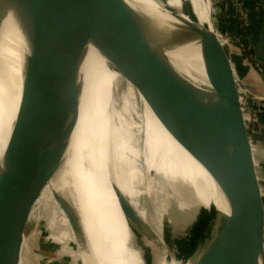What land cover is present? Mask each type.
<instances>
[{"label": "water", "instance_id": "95a60500", "mask_svg": "<svg viewBox=\"0 0 264 264\" xmlns=\"http://www.w3.org/2000/svg\"><path fill=\"white\" fill-rule=\"evenodd\" d=\"M209 3L212 26L204 23L201 30L184 18L181 6L165 7L164 14L132 0H0V18L8 16L17 24L25 46L16 69L20 120L8 150L16 142L20 146L10 156L0 158V264H19L25 239L29 247L26 264H38L31 253L35 233L27 234L26 229L31 218L37 220L30 215L31 210L55 176L64 179L69 189L68 195L52 190V197L76 239L85 243L68 196L79 166L90 163L91 155L98 157L109 138L107 121L97 114L94 101L86 102L89 115L83 134L75 136L76 154L64 174L62 168L77 125L83 94L82 66L90 49L135 88L163 129L203 167L227 210L213 205L196 207L192 186H202L194 177L176 171L168 160V172L176 179L170 189L185 207L165 195L167 187L154 182L153 188L164 193L161 197L167 207L188 214L213 239L237 251L244 264L264 262V180L243 111L235 63L221 41L212 0ZM194 41L202 56L227 73L226 99L222 106L216 104L217 114L213 111L216 119L223 121L231 142L223 157L210 146L198 147V139L184 134L193 120L194 108L208 109L202 86L180 72L181 60H177V56H184L183 48ZM121 90L115 91L117 99ZM135 107L137 114L141 113L138 101ZM134 116L133 121L141 124V116ZM138 129L139 147L142 141L152 142L151 133H144L141 125ZM157 146L161 157L160 144ZM149 174L154 175L153 171ZM179 181L184 187L176 185ZM132 230L138 240L145 233L134 216ZM142 257H147L145 251Z\"/></svg>", "mask_w": 264, "mask_h": 264}, {"label": "bare ground", "instance_id": "6f19581e", "mask_svg": "<svg viewBox=\"0 0 264 264\" xmlns=\"http://www.w3.org/2000/svg\"><path fill=\"white\" fill-rule=\"evenodd\" d=\"M132 1L150 11L164 14L165 7L179 9L181 6L184 18L201 30L200 9H209L210 4L209 0H166L165 3L160 0ZM209 10L211 12V8ZM183 49H186L184 56H177L178 62L183 61L180 62V72L202 86L208 103V109L204 108L206 111L203 107L194 108L193 120L184 134L191 140L198 139V147L210 146L216 155L223 157L231 142L224 131L223 121L217 120L213 111L217 114L216 106H222L226 99L227 73L219 64L200 54L197 42ZM24 50L19 27L10 17L2 16L0 113L19 92L16 69L20 66ZM82 72L83 94L79 116L62 169L64 174L69 168L76 154L75 136L83 134L85 129L88 120L86 102L94 101L97 114L107 121L109 138L98 157L91 155L90 163L84 168L79 166L72 188L83 221L82 233L88 235L85 242L92 264H244L237 251L213 239L209 231L192 222L188 214L171 211L161 197L164 193H158L153 188L154 182L167 187L165 195L185 207L181 197L170 189L176 179L168 172V160L175 164L176 171L194 177L202 186V192L194 184L192 186L196 207L213 205L226 211L221 193L203 167L163 129L135 88L111 69L93 49L88 52ZM119 87L122 90L117 99L115 91ZM135 101L143 104L150 126L143 118L139 125L133 121L135 114L140 116ZM116 102H119L118 105ZM126 106L127 113L124 112ZM140 125L144 133L152 134V142L149 140L148 146L143 141L142 146H138ZM133 143L136 147H133ZM157 143L163 154L161 157H158ZM152 171L153 176L149 174ZM176 185L184 187L181 181ZM133 216L138 218L145 232L140 236L139 243L132 230ZM147 232H150L149 236ZM147 248L150 257H142ZM80 253L86 261L84 247L80 248ZM258 264L264 262L260 260Z\"/></svg>", "mask_w": 264, "mask_h": 264}, {"label": "rangeland", "instance_id": "374dc122", "mask_svg": "<svg viewBox=\"0 0 264 264\" xmlns=\"http://www.w3.org/2000/svg\"><path fill=\"white\" fill-rule=\"evenodd\" d=\"M212 2H213L212 6L214 13H216V5L214 4V0H212ZM220 31L222 35L227 37L226 43L229 52L231 54L235 53V51L237 52L238 50L239 52H241L240 48L238 49L237 46L234 44V40L236 38H234L226 29L220 28ZM223 44L224 46H226L225 42H223ZM251 69L252 67L249 66L247 70L251 71ZM254 70L261 75L260 79L261 81H263L264 72H259L256 69ZM241 80L242 77H240V81ZM246 88L254 94H260L257 93L256 91H253L247 84H246ZM17 96L18 94L0 113V158H2L4 154L10 156L14 152H16V150H18L20 146V143L17 144L16 142L11 147V149L8 150V146H9L8 144L10 142L9 140H11L14 137V134H16L15 132L18 127V120H20ZM262 96H264V94ZM243 99H245L247 105H249L248 102L250 99L248 95H243ZM140 112H141L140 113L141 118L147 121V115L145 113V108L143 107L142 103H141ZM255 123L256 121L253 124L251 123L250 126L253 129L254 138H256V134H257V131L255 129ZM147 124L149 125L148 121ZM145 143L147 144V146L149 145L148 141ZM133 147H136V144L133 143ZM261 177L264 180V177L263 176ZM67 189L69 188L66 187L65 180L62 178L60 179L59 176H55L43 188L39 198L37 199L31 210L30 215L36 217L37 220H34V218H31L29 220L27 224L26 232L27 234H31L32 232L35 233L34 235L36 237L31 243V250H32L31 253L36 257L38 264H92V259L88 253V245L85 242L82 246L79 243V241L76 239V237L74 236V234L70 229L65 214L59 209L57 203L54 201L51 194L52 190H57L59 192L68 195V193L66 192L68 191ZM68 197H69V207H72L76 211L77 217L78 219H80L79 222L82 229L83 221L81 220L80 214L77 210L76 201L72 191ZM40 218H44L46 223H44V221ZM170 231L171 230L169 229V232ZM83 235L86 241L88 235L86 233H83ZM27 243L28 242L26 239L23 240L19 264L27 263L26 256L29 252V247ZM80 246L84 247L85 249L86 261H84V256L80 253V248H81ZM93 247L96 250V245L94 243H93ZM145 255L150 257V250L148 248L145 250Z\"/></svg>", "mask_w": 264, "mask_h": 264}, {"label": "crops", "instance_id": "0c3cea01", "mask_svg": "<svg viewBox=\"0 0 264 264\" xmlns=\"http://www.w3.org/2000/svg\"><path fill=\"white\" fill-rule=\"evenodd\" d=\"M252 2L253 3L248 6L247 11L249 34L245 40L247 41V45H250L252 49L254 59L260 63L264 70V0H252ZM209 5L208 8L210 9ZM209 9H203V7L200 9V22L203 28L204 23L211 25L212 22ZM224 18L226 20L224 22L222 21L220 28L228 30L234 38H237L238 25L236 19L231 14L225 15ZM234 44L239 49L238 41H236V39L234 40ZM231 56L235 63L237 75L242 77L243 82L249 85L253 91L263 95L264 80L261 81V75L253 68L251 71L247 70L249 66L251 67L250 61L246 57H243L239 50L237 52L235 51ZM248 103L249 105H252L250 100ZM257 117L255 123V129L257 131L256 138L261 140L262 146L264 147V111L260 112ZM256 159L259 173L264 177V154L257 153Z\"/></svg>", "mask_w": 264, "mask_h": 264}, {"label": "built area", "instance_id": "2783aa9c", "mask_svg": "<svg viewBox=\"0 0 264 264\" xmlns=\"http://www.w3.org/2000/svg\"><path fill=\"white\" fill-rule=\"evenodd\" d=\"M250 1L252 0H214V4L216 5V13H214L215 14V24L219 30V34H220L222 41L225 42L226 44V47H227V43H226L227 37L222 35L220 31V27L218 26V22H217L218 15L219 14H224V15L230 14L228 12V5L230 4L231 11H232L231 15L236 19L238 27H248L247 11H248L249 5H247L246 3ZM236 41H238V37L236 38ZM248 47H250V45H247L246 48ZM240 50L242 52L241 48ZM246 58L250 61L251 67L253 69L258 70L259 72H264L260 63H258L252 55H248L246 56ZM237 81H238L239 92L241 95L243 111H244L245 118H246V121L249 127L251 142L254 147L255 154L257 153L264 154V147L262 146L261 140L254 138L253 129L252 127H250L251 123L253 124L256 121L258 114L261 111H264V96L260 94H254L250 90H248L246 88V84L242 80H241L242 82L240 81V77L238 75H237ZM243 95H248L249 99L252 102V105H247L245 99H243Z\"/></svg>", "mask_w": 264, "mask_h": 264}, {"label": "trees", "instance_id": "16d2710c", "mask_svg": "<svg viewBox=\"0 0 264 264\" xmlns=\"http://www.w3.org/2000/svg\"><path fill=\"white\" fill-rule=\"evenodd\" d=\"M252 3L253 2L250 1V2H247L246 4L250 5ZM228 12L230 14L232 12L230 4L228 5ZM224 17H225L224 14H219L218 15V18H217L218 21L217 22H218V26L219 27H220L219 24H221L222 21L224 22L226 20ZM248 34H249L248 27H238V30H237L238 46L242 49L241 54H242L243 57H246L248 55H252L253 56L251 47L246 48L247 47V41L245 40V38L248 36Z\"/></svg>", "mask_w": 264, "mask_h": 264}]
</instances>
